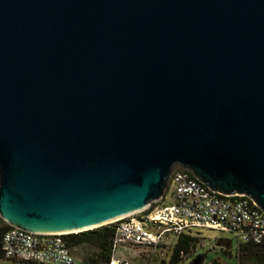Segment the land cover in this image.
I'll return each instance as SVG.
<instances>
[{"label":"water","instance_id":"obj_1","mask_svg":"<svg viewBox=\"0 0 264 264\" xmlns=\"http://www.w3.org/2000/svg\"><path fill=\"white\" fill-rule=\"evenodd\" d=\"M174 168L264 212V0H0L6 224L106 223Z\"/></svg>","mask_w":264,"mask_h":264},{"label":"built area","instance_id":"obj_2","mask_svg":"<svg viewBox=\"0 0 264 264\" xmlns=\"http://www.w3.org/2000/svg\"><path fill=\"white\" fill-rule=\"evenodd\" d=\"M168 184L172 203H167L168 194H164L145 208L109 223L115 228L108 264H132L123 256L139 248L164 254L180 235H193L199 229L231 233L242 244L264 243V212L250 198L211 191L181 168L172 170ZM67 234L12 227L2 239L3 255L19 264H76L63 237ZM170 256L171 252L162 264L168 263Z\"/></svg>","mask_w":264,"mask_h":264},{"label":"trees","instance_id":"obj_3","mask_svg":"<svg viewBox=\"0 0 264 264\" xmlns=\"http://www.w3.org/2000/svg\"><path fill=\"white\" fill-rule=\"evenodd\" d=\"M189 174L193 177L190 172ZM11 228V226L6 224L0 218V260L6 259L2 251V239L4 234ZM114 228V224H107L92 230L67 234L63 237L68 248L73 253L74 249L80 245L92 246L95 251L92 253L89 260L92 262L99 261L108 264L112 256L111 244L114 235ZM217 245L225 248H221L224 253L230 254V240L219 239L217 240ZM198 246V238L195 236L186 234L180 235L172 248L170 259L166 264H181L185 257L190 256L196 251ZM203 258L204 255L198 254L190 264H198ZM235 258L236 264H264V243H239L236 247Z\"/></svg>","mask_w":264,"mask_h":264},{"label":"rangeland","instance_id":"obj_4","mask_svg":"<svg viewBox=\"0 0 264 264\" xmlns=\"http://www.w3.org/2000/svg\"><path fill=\"white\" fill-rule=\"evenodd\" d=\"M169 184L167 183L163 195H167V203H172L171 194L168 193ZM107 225V224H106ZM193 236L198 238L199 246L196 251L192 253L190 256H187L183 259L181 264H190L192 260L198 255H204L202 261L198 264H236V247L239 244V241L232 235L231 233H222L218 231H212L207 229H199L193 231ZM219 239H228L231 242L230 254L224 253L222 249L224 247H220L217 245V240ZM172 244L165 249L164 254H152L150 250L145 248L136 249L135 252H129L123 257L131 262L132 264H162L163 259H167L170 252H172ZM222 248V249H221ZM87 250H94L92 246H84L81 249V253H85ZM122 253V252H121ZM76 257L77 252L73 253ZM120 255V251L117 252V256ZM0 264H15V262L11 260H1ZM77 264H89L85 261L78 259ZM166 264V263H164Z\"/></svg>","mask_w":264,"mask_h":264},{"label":"crops","instance_id":"obj_5","mask_svg":"<svg viewBox=\"0 0 264 264\" xmlns=\"http://www.w3.org/2000/svg\"><path fill=\"white\" fill-rule=\"evenodd\" d=\"M85 245H80V246H78V247H76L75 249H74V252H77L78 254L76 255V259L78 260V259H81V260H83V261H85L86 263H89V264H104L103 262H99V261H97V262H92V261H90L89 259H90V256H92V253L95 251V250H87L85 253H81L80 251H81V249L84 247ZM75 256V255H74ZM2 260H4V259H2ZM1 261V260H0ZM15 264H19V263H15ZM76 264H77V262H76Z\"/></svg>","mask_w":264,"mask_h":264},{"label":"bare ground","instance_id":"obj_6","mask_svg":"<svg viewBox=\"0 0 264 264\" xmlns=\"http://www.w3.org/2000/svg\"><path fill=\"white\" fill-rule=\"evenodd\" d=\"M133 213H134V212H133ZM133 213L127 214V215H125V216L131 215V214H133ZM125 216H122V217H125ZM122 217H119V218H122ZM119 218L114 219V220L109 221V222H106V223H102V224H98V225H94V226H90V227H86V228L75 229V230H69V231H62V232H54V233H63V234H65V233H78V232H81V231H84V230H87V229L96 228V227H98V226H101V225H104V224H108V223H110V222H114L115 220H118Z\"/></svg>","mask_w":264,"mask_h":264}]
</instances>
